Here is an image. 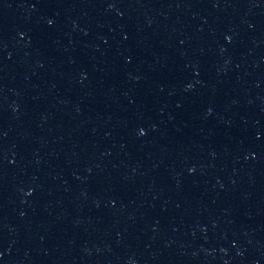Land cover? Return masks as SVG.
I'll list each match as a JSON object with an SVG mask.
<instances>
[{"label": "water", "instance_id": "95a60500", "mask_svg": "<svg viewBox=\"0 0 264 264\" xmlns=\"http://www.w3.org/2000/svg\"><path fill=\"white\" fill-rule=\"evenodd\" d=\"M0 264H264V0H0Z\"/></svg>", "mask_w": 264, "mask_h": 264}]
</instances>
